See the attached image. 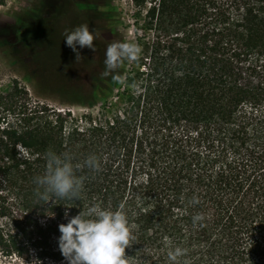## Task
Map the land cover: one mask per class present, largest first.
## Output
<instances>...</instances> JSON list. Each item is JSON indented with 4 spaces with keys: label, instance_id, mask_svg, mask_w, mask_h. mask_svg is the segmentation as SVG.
<instances>
[{
    "label": "trees",
    "instance_id": "1",
    "mask_svg": "<svg viewBox=\"0 0 264 264\" xmlns=\"http://www.w3.org/2000/svg\"><path fill=\"white\" fill-rule=\"evenodd\" d=\"M109 1L80 12L105 15ZM130 1L135 40L96 31L95 51L59 76L91 69L97 83L74 89L96 112L33 100L17 81L0 94V255L68 264L58 226L98 204L128 220L126 264H173L176 247L175 264H264V0ZM54 20L35 53L45 76L46 58H66ZM117 41L140 51L104 76ZM49 152L71 157L78 198L37 197Z\"/></svg>",
    "mask_w": 264,
    "mask_h": 264
},
{
    "label": "rangeland",
    "instance_id": "2",
    "mask_svg": "<svg viewBox=\"0 0 264 264\" xmlns=\"http://www.w3.org/2000/svg\"><path fill=\"white\" fill-rule=\"evenodd\" d=\"M66 1L0 0V94L11 92L14 82L17 81L33 100H40L58 108H71L76 116H80L87 111L96 112L97 107H85L83 96L74 88L80 87L83 94L87 90L89 92L94 83H97V78L93 76L91 69L84 68L74 78L59 77L66 71L64 64L68 67L73 64L75 66L79 61L76 53L65 42L63 47L66 58H46L44 63L47 62L45 71L48 75H41V69L36 65L35 53L39 48L38 38L44 32L40 26L42 19H57V28L59 33H64V37L72 31L70 22L75 20L80 25L88 24L90 31H97L106 39H111L114 32L119 31L125 40L134 41L136 34L131 25L134 9L130 0H110L108 5L102 6L103 10L108 11L105 15L90 11L81 14L82 8H99L97 0H70L68 5ZM53 32L56 33V30L51 31ZM84 49L78 48L80 57L81 54L84 55ZM67 72L69 73L68 69ZM123 73L122 70L118 83ZM0 264L23 263L17 258H4L0 255Z\"/></svg>",
    "mask_w": 264,
    "mask_h": 264
},
{
    "label": "clouds",
    "instance_id": "3",
    "mask_svg": "<svg viewBox=\"0 0 264 264\" xmlns=\"http://www.w3.org/2000/svg\"><path fill=\"white\" fill-rule=\"evenodd\" d=\"M95 39L96 32L90 31L88 24H81L65 35L64 42L76 53L78 60V48L87 47L95 51ZM139 51L134 43H109L105 49V70L101 74L109 75L124 60H136ZM84 163L93 170L99 167L94 156H89ZM35 183L36 195L44 201L49 200L50 194L60 198H78L82 188V178L74 174L71 157L54 152L47 154L46 171L35 177ZM65 216H68L67 212ZM201 219L199 215L194 216L193 222ZM58 228L61 233L58 247L68 264H126L125 248L129 246L130 232L128 220L121 211L103 209L94 204L87 212L81 211ZM183 254L184 250L176 247L167 252V258L175 264Z\"/></svg>",
    "mask_w": 264,
    "mask_h": 264
}]
</instances>
